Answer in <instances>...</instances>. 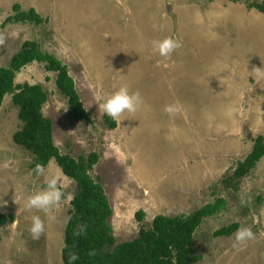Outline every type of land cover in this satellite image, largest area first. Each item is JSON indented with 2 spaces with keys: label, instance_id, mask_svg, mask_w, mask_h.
Instances as JSON below:
<instances>
[{
  "label": "rangeland",
  "instance_id": "obj_1",
  "mask_svg": "<svg viewBox=\"0 0 264 264\" xmlns=\"http://www.w3.org/2000/svg\"><path fill=\"white\" fill-rule=\"evenodd\" d=\"M11 1L0 0V33L6 36L4 45L0 46V67L8 65L23 41L35 42L40 48L48 43L53 46L55 42L68 47L69 51L64 48L58 57L61 55L74 80L88 121H74L66 115V100L54 87V74L45 72L41 63L33 62L20 69L13 83L39 84L45 91L41 114L51 122L52 142L60 154L73 158H85L89 153L97 155L98 160L89 174L100 183L106 196L111 211L107 221L116 242L134 238L140 228L149 226L155 215L187 216L212 202L214 196L221 195L220 179L228 177L236 162L246 156L253 136L261 133L264 139V94L262 99L258 95L264 90L253 92V81L249 82V93H245L242 100H230L226 98L228 94L218 93L241 88L242 84L234 80L221 85L215 80L210 86V92L218 89L211 93L213 97L204 93L196 98V93L185 89L182 92L170 81H176L181 88L192 85L189 89L195 92L194 83L182 80L184 74L171 77L168 64L157 61L158 53H153L152 41L164 39L161 36L166 34L165 25L172 27V38L182 42L180 51L191 39L194 43L197 38V43L206 44L205 36L194 37L185 32L193 22L186 19L188 0H178V3L174 0H67V16L59 9L63 0H56L54 5L52 0H25V3L19 0L20 11L28 10L25 7L32 3L29 6L40 22L37 25L20 22L1 25L7 15L14 13L8 9ZM207 1L199 0L195 5L203 7ZM250 1L260 0H237V3L248 9L246 3ZM142 9H145L144 14ZM105 14L112 20L111 25L114 22L116 31L112 38L103 39L108 46L100 43L89 46L90 37L83 26L95 20L96 15L103 17ZM140 15L147 23L146 38L141 36L140 40L132 41V28L128 25L132 20L140 28ZM75 17L82 28L79 34L80 30L68 27V30H77L72 37L62 24L63 18L71 22ZM194 19L199 27L197 31L201 32V16ZM157 21L160 24L157 25ZM256 29V39H264L261 25L257 24ZM225 37V45L230 42L246 44L240 35ZM81 41L89 46L86 51L81 49ZM261 49L264 46L260 41L255 59L259 68L264 66ZM44 53L53 56L50 50ZM187 66L178 72L193 75L192 64ZM245 71L242 68V72ZM253 79L256 78L253 76ZM256 80L264 85V79ZM121 86L138 91L143 104L136 113H124L119 120H113L114 128L109 129L101 104ZM166 106L173 107L171 114L165 111ZM16 113L10 95H5L0 104V204L15 198L13 192L20 186L25 187L23 200L26 201L29 187L31 194L45 188L46 178L58 168L51 160L44 166L42 175L30 169L32 156L11 139L21 126ZM61 186L65 195L55 211L54 221H49L42 211L26 210L22 201L23 207L0 209L6 216L0 226V264H62V233L69 197L76 188L64 175ZM214 190H217L215 195L212 194ZM138 212L143 214L140 220L135 217ZM33 215H39L45 222V231L39 240H34L30 232ZM14 220L20 221L15 236L10 227ZM231 222H236L238 228L251 227L255 239L234 246L237 230L229 236L212 235L214 230ZM263 238L264 155L239 180L237 191L230 199L226 197V207L213 216L202 218L193 233L192 254L198 257L194 264H264Z\"/></svg>",
  "mask_w": 264,
  "mask_h": 264
},
{
  "label": "trees",
  "instance_id": "obj_2",
  "mask_svg": "<svg viewBox=\"0 0 264 264\" xmlns=\"http://www.w3.org/2000/svg\"><path fill=\"white\" fill-rule=\"evenodd\" d=\"M246 6L264 17V0L250 1ZM11 11L14 13L7 15L1 25L17 22L37 25L40 22L32 9L20 11L18 5L13 4ZM32 62L41 63L45 72L54 74V87L66 100V115L70 119L88 121V113L79 99L66 65L42 52L35 42L23 41L10 57L8 65L0 67V104L5 95H10V102L17 108V118L21 123L11 136L12 142L32 156L29 167L33 172L37 164L45 166L49 160H53L63 175L75 183L76 190L68 202L62 233L61 263L194 264L198 260L192 254L194 231L202 218L213 216L226 207V197L230 199L237 191L239 180L264 155L263 137L253 138L246 156L236 163L228 177L220 179L221 195L214 196L212 202L205 203L187 216L155 215L149 226L140 228L134 238L116 242L107 221L111 211L106 196L100 183L89 174L98 160L97 155L89 153L85 158H73L68 154H60L52 142L51 122L41 114L46 101L45 91L39 84L13 83L15 74ZM104 120L109 129L114 128L113 119L104 115ZM216 193L217 190L212 192L213 195ZM142 216L141 212L135 215L137 220ZM5 221L6 217L0 214V226ZM82 224L87 225L86 233L74 235ZM238 227L236 222H231L214 230L212 235L229 236ZM90 252L95 255H89ZM70 253L77 254L78 259L70 262Z\"/></svg>",
  "mask_w": 264,
  "mask_h": 264
},
{
  "label": "crops",
  "instance_id": "obj_3",
  "mask_svg": "<svg viewBox=\"0 0 264 264\" xmlns=\"http://www.w3.org/2000/svg\"><path fill=\"white\" fill-rule=\"evenodd\" d=\"M22 1L24 3L26 2L25 0H22ZM157 1L162 2V0H157ZM174 1H175V3L179 2L178 0H174ZM198 1L199 0H196V1L190 0V2H189V0H188V4H187V6H185V11H188L186 13L187 14L186 19L189 21H193L192 27H186L185 32L186 33L189 32V34L191 36H194V37L205 36L206 37V44L197 43L196 42L197 38H195V43H194L193 39H191L193 42L188 40L187 45L184 46V50L182 49V51H180L182 48L181 47L180 49H178L176 52H174L172 54L170 59H164V58L160 57L159 54H157V61H160L161 63H163V61H164V62H166V64H168V68L172 72L171 77L177 76L178 74H180V75L184 74L183 75L184 77L182 78V80L185 79V81L187 83L188 82H190L191 84L194 83L196 85V91L194 92L193 89H191V90L189 89V88L193 87L192 85H190L189 88L188 87L181 88L176 83V81H174V82L170 81V83L171 84L174 83L173 86L182 92L185 89L187 92H192L193 94L196 93V98L202 96L204 93H205L204 95L213 97V95H211V93H215V91L217 92L218 89H215L212 92H210V90H211L210 86L213 84L212 82H214L215 80H217V83L219 85L231 84L232 80H234L233 82L236 84H242L241 88H239L238 90H235V91L232 90V91H228L229 93H226L225 92V91H227V89H226V90H223L222 92H218L219 94L224 92L223 94H225V96L228 94V96L226 98L230 99V100H232V99L242 100L244 94L247 92L249 93V89H248L249 85H250L249 82H252V81L254 84L253 92H254V90H262V89L264 90V85H259V82L256 79H253V76L250 74L252 72L253 68H259L255 59L257 57L259 42L261 41L262 46H264V39H262V40L256 39V34H257L256 26H257V24H260L261 28L264 29V17L254 9L242 8L243 6L241 7L237 3V0L236 1L235 0H228V1L227 0H208L207 2L204 3L205 5L203 7H199V8L196 7V5H195V3H197ZM17 2H20V1L19 0H13L9 3V5H10L9 8H8V3H6V6L11 11L12 5L13 4L17 5ZM52 2H53V5L55 3H57L56 0H52ZM144 2H147V0H145ZM166 3H168V2H166ZM31 4H29V5H31ZM67 4H68V1L63 0L62 4L59 7V9H62V15L63 16H67L66 11H65ZM18 5H19V3H18ZM29 5L26 6L25 8L32 9L34 11V9ZM21 10H23V9H21ZM191 12H193V13H191ZM142 13L143 14L145 13V9H142ZM129 16H131V15L129 14ZM197 16L198 17L201 16V19H202L201 32H198L197 31L198 29H196V28H199L197 26L195 19H194ZM141 18L142 17L140 15L138 17V19L140 21V28H138L132 20H131V25L130 24L128 25L129 29L132 28V29H130L131 30L130 35L132 38H134L132 41H134L136 39L140 40L141 36L143 39L146 38V35L144 33V29H146L145 26L147 25V23L145 22L144 19H141ZM159 19H160V17H159ZM176 20H177V18H176ZM186 22L188 23V21H186ZM111 24H112V20L107 17V14H105L103 17L101 15L100 16L96 15L95 20L93 19L89 25L83 26V28L85 29L86 32H88L89 37H90L89 46H93L96 43H100V44H104L105 46H108L107 41H106V43H104L103 39L110 38V37L112 38L113 37L112 35H114V32L116 31L115 28H117V27H115L114 22H113V25H111ZM158 24H160V23L157 21V25ZM163 24H165V23H162V25ZM62 25H63V27L66 28V31L72 37H74L73 31L75 32L77 30H74V29L68 30L67 29L68 27L76 28V29H78V31L80 30L79 34L81 32L82 25L80 23H78L76 17L71 22L67 21V19L63 18V24ZM164 27L166 30L165 31L166 34L161 36V38L172 37V32H171L172 27L168 26L166 28V25ZM263 29H262V31H263ZM118 30H119V28H118ZM262 31H260V32L262 33ZM223 35H224V37L225 36L235 37V36L240 35L241 37H244L243 41H245L246 44L243 45L244 43L238 44L235 42H230L229 45H225V42H227V40H226L227 37L224 38ZM103 36H105V37H103ZM263 36H264V34H263ZM158 37H160V35ZM176 38H177V36H176ZM94 39H96V41ZM99 39L101 41H99ZM224 39H225V41H224ZM44 42H43V44H44ZM66 42L68 43L67 40H66ZM61 43L62 42H60V44ZM60 44L55 42L52 46L51 43L50 44L48 43L46 46H44V48H40V46L39 45L38 46L41 49V51H43V52H48L50 50L52 52L53 56L58 61H60L62 64L65 65V63H63V61H62L61 55H59V57H58V54H61V51L64 48L68 49V47L66 45L64 47L63 43L61 45ZM86 44L87 43L85 41H81V49H84L86 51L87 48H89V46ZM46 49H48V51H46ZM68 51H69V49H68ZM261 52L264 55V49H261ZM262 58H263V56H262ZM32 63H29L22 68H25L26 66L31 65ZM82 63L84 64L83 61H82ZM189 63L192 64L193 75H188L189 73H187V72L186 73H182V72L179 73L178 72V69H181L183 67H188L187 64L189 65ZM227 67L229 68L228 70L225 69ZM263 67H261V68H263ZM83 68H84V66H83ZM242 68H245L246 71L242 72ZM67 71H68V68H67ZM68 74H69V72H68ZM72 80H73V78H72ZM24 83H26V82H24ZM24 83H21V84H24ZM73 83H74V80H73ZM26 84H31V83H26ZM162 85H164L163 81H162ZM74 87H75V83H74ZM206 89H207V92H206ZM75 90L77 91L76 87H75ZM199 90H200V93H198ZM255 93H258V92H255ZM262 94H264V93L260 92L258 94L260 99L263 98ZM240 108L242 111H244L242 104H241ZM256 136L263 137V134L257 133L253 136V138H255ZM49 161H51V160H49ZM27 179L30 180L29 176ZM16 187L18 188V185H16ZM24 188L25 187L20 186L19 189H16L13 192V194L15 195V198L9 200L8 203H6V202L1 203L0 209L2 210L4 207H23L21 204V201L25 202L23 200V199H25L24 193L26 192L24 190ZM30 189H31V186L29 187V190H28V192L31 194L32 192ZM17 209L15 208V210H17ZM0 214H2L1 211H0Z\"/></svg>",
  "mask_w": 264,
  "mask_h": 264
},
{
  "label": "clouds",
  "instance_id": "obj_4",
  "mask_svg": "<svg viewBox=\"0 0 264 264\" xmlns=\"http://www.w3.org/2000/svg\"><path fill=\"white\" fill-rule=\"evenodd\" d=\"M6 41V36L0 33V46H3ZM183 47L182 42L179 39L172 37H165L162 40L152 41L153 53H158L160 57L164 59H170L172 54L178 49ZM256 79H264V68H253L250 73ZM143 99L141 94L136 91L132 92L127 86H121L117 91L108 95L104 98V102L101 104V108L104 113L113 119L114 121L119 120V118L124 113L134 114L142 106ZM172 106H166L165 111L168 113L173 112ZM211 118V116H209ZM34 171L37 174H44L45 168L42 164H37ZM63 175L62 170L57 168L55 174L46 178V187L27 196L25 201V209L31 211L33 209L37 211L44 212L49 221L55 220V211L58 210L62 203V198L65 193L62 191L61 186V176ZM73 197H69L71 199ZM255 222V218H254ZM20 221L14 220L10 227L13 229V235H17L15 229L19 226ZM87 225L82 224L78 226V229L74 232V235L79 236L86 233ZM45 231V222L41 219L39 215H33L31 217V227L30 232L34 240H39L41 235ZM255 239V234L253 233L251 227H240L235 233L234 246L238 244H244L247 241ZM89 255H95L94 252H90ZM78 259L77 254L70 253L69 260L75 261Z\"/></svg>",
  "mask_w": 264,
  "mask_h": 264
}]
</instances>
